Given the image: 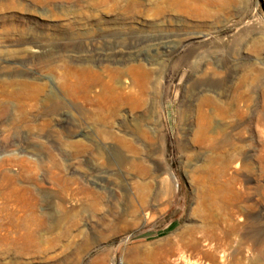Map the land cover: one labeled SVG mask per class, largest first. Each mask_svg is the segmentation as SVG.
<instances>
[{"label": "rangeland", "instance_id": "374dc122", "mask_svg": "<svg viewBox=\"0 0 264 264\" xmlns=\"http://www.w3.org/2000/svg\"><path fill=\"white\" fill-rule=\"evenodd\" d=\"M264 264V0H0V264Z\"/></svg>", "mask_w": 264, "mask_h": 264}, {"label": "built area", "instance_id": "2783aa9c", "mask_svg": "<svg viewBox=\"0 0 264 264\" xmlns=\"http://www.w3.org/2000/svg\"><path fill=\"white\" fill-rule=\"evenodd\" d=\"M110 264H123L120 259L113 258L110 260Z\"/></svg>", "mask_w": 264, "mask_h": 264}]
</instances>
